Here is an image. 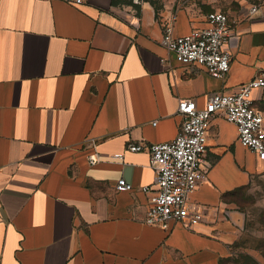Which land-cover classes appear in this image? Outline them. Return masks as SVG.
I'll list each match as a JSON object with an SVG mask.
<instances>
[{
    "label": "crops",
    "instance_id": "1",
    "mask_svg": "<svg viewBox=\"0 0 264 264\" xmlns=\"http://www.w3.org/2000/svg\"><path fill=\"white\" fill-rule=\"evenodd\" d=\"M195 4L0 0V264H224L244 220L234 195L260 163L237 125L210 121L207 176L190 195L203 218L192 227L146 221L142 186L155 168L148 151L126 149L174 139L181 98L204 106L264 69V0L228 14L225 78L177 62L164 27L206 26ZM254 103L264 113V90ZM121 177L133 189H117Z\"/></svg>",
    "mask_w": 264,
    "mask_h": 264
},
{
    "label": "built area",
    "instance_id": "2",
    "mask_svg": "<svg viewBox=\"0 0 264 264\" xmlns=\"http://www.w3.org/2000/svg\"><path fill=\"white\" fill-rule=\"evenodd\" d=\"M68 1L81 4L86 0ZM207 21L206 26L193 28L182 35H176L172 22H169L164 27L161 43L177 62L205 68L213 76L223 79L229 73L232 61L230 16L215 10L208 13ZM257 89L264 90V69L233 91L213 92L204 106H199L194 98H181L178 106L180 130L174 139L130 141L127 144V150L148 151L155 168L154 182L142 186V190L149 194L148 223L169 228L175 220L192 227L202 220L203 211L191 203L190 195L207 176L203 161L208 147V127L215 116L222 115L234 122L240 143L264 163V113L254 103ZM123 156L124 152L113 155L121 160ZM89 158L92 163L98 160L96 154ZM116 187L131 190L133 184L121 177Z\"/></svg>",
    "mask_w": 264,
    "mask_h": 264
},
{
    "label": "rangeland",
    "instance_id": "3",
    "mask_svg": "<svg viewBox=\"0 0 264 264\" xmlns=\"http://www.w3.org/2000/svg\"><path fill=\"white\" fill-rule=\"evenodd\" d=\"M129 1V0H123ZM133 1V0H131ZM139 1V0H135ZM162 2L163 0H152ZM183 4L196 3L201 10L209 13L221 10L230 14L244 4L257 3L259 0H176ZM236 208L244 214L233 239L226 243L227 254L224 264H264V163L252 175L250 185L238 190L235 195Z\"/></svg>",
    "mask_w": 264,
    "mask_h": 264
},
{
    "label": "trees",
    "instance_id": "4",
    "mask_svg": "<svg viewBox=\"0 0 264 264\" xmlns=\"http://www.w3.org/2000/svg\"><path fill=\"white\" fill-rule=\"evenodd\" d=\"M243 188H245V187H243ZM243 188H242V189H243Z\"/></svg>",
    "mask_w": 264,
    "mask_h": 264
}]
</instances>
